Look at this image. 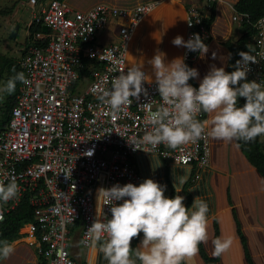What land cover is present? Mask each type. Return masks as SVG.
Listing matches in <instances>:
<instances>
[{"label": "built area", "instance_id": "1", "mask_svg": "<svg viewBox=\"0 0 264 264\" xmlns=\"http://www.w3.org/2000/svg\"><path fill=\"white\" fill-rule=\"evenodd\" d=\"M159 4L152 1L132 9L97 4L80 12L66 1H28L32 11L29 25H39L42 31L32 36L31 45L20 55L19 67L28 83L21 82L9 120L0 126V180L7 184L14 177L20 188L17 198L0 204V212L4 218L24 196L28 198L33 221L23 227L35 243L41 264H76L69 253L74 231H79L80 245L88 248L91 240L87 230L94 220L111 219L112 205L106 204L102 195L98 199V190L142 183L130 164L136 155H154L180 166L208 162L207 129L206 138L176 149L163 143L155 148L138 143L152 131L148 111H155L162 103L156 80L146 76L148 95L133 98L120 113L99 99L121 71L131 68L126 63L127 42L138 23ZM109 17L121 20L120 42L101 46L96 44V36ZM243 17L232 19L241 23ZM261 21L264 16L254 23L255 35L244 51L250 50L258 61L249 64L247 78L264 86ZM185 28V41L198 33L204 42L205 25L197 7L186 9ZM198 52L183 48L189 67ZM84 58L100 68L79 80ZM84 80L89 85L82 94H75L78 83ZM189 84L197 88L191 81ZM201 117L202 112L197 119Z\"/></svg>", "mask_w": 264, "mask_h": 264}, {"label": "clouds", "instance_id": "2", "mask_svg": "<svg viewBox=\"0 0 264 264\" xmlns=\"http://www.w3.org/2000/svg\"><path fill=\"white\" fill-rule=\"evenodd\" d=\"M172 44L191 52L199 51L201 58L209 51L198 33L187 41L177 35ZM162 54L157 52L149 61L162 103L155 111H148L146 118L152 131L146 132L138 143L153 148L163 143L176 149L206 138L209 121L197 119L201 112L215 113L209 134L214 139L248 143L264 136V86L260 82L247 81L249 64L258 62L250 50L238 53L240 59L235 62L234 71L212 66L198 88L189 84L190 79L198 78L197 69L189 67L184 57H177L169 63ZM216 55L213 52L212 58L215 59ZM142 67L121 71L112 80L111 89L104 90L99 96L100 101L109 105L114 113H120L132 104L133 98L138 100L142 93L147 96L144 83L148 80ZM17 81L28 83L20 72L9 78L0 91L13 93ZM240 98L245 100L243 106H238ZM130 144L137 149L135 143ZM165 191L166 185L153 179H145L138 186L116 184L98 190V199L102 195L106 204L112 205L111 219L106 222L95 219L87 236L93 247L98 246L107 264H193L200 244L207 243L209 238V206L196 197L192 206L186 207L184 196L177 194L168 198ZM19 193L14 177L7 184L0 180V204L17 198ZM119 201L122 203L117 204ZM141 233L140 246L133 249L131 242ZM232 244L231 238H216L213 240V255L222 256ZM14 251L13 243L0 241V259L9 258Z\"/></svg>", "mask_w": 264, "mask_h": 264}, {"label": "crops", "instance_id": "3", "mask_svg": "<svg viewBox=\"0 0 264 264\" xmlns=\"http://www.w3.org/2000/svg\"><path fill=\"white\" fill-rule=\"evenodd\" d=\"M73 9L84 12L97 4H107L112 7L132 9L135 5L159 1L148 15L138 23L134 33L126 45V63L128 67H142L150 80H156L149 61L161 52L165 54L166 62L177 57H183V48L172 44L177 36L185 38V11L197 7L205 25L204 43L208 53L201 58L198 52L190 63L191 68L198 70V78L190 79L197 88L212 66H229V51L227 44L240 36L241 28L238 21H233L236 15L233 10L238 0H64ZM26 5L27 24L26 36L31 20V8ZM18 3V4H19ZM15 5L11 16L14 15ZM238 16V15H237ZM121 20L109 17L105 27L96 36V44L107 45L120 42L118 34ZM44 30V29H43ZM109 37L104 35L106 32ZM216 52V58L212 53ZM249 79V78H248ZM215 113H205L209 121L206 129L211 133ZM208 133V131H207ZM208 134L210 154L205 165L196 163L180 166L162 160L158 156L138 154L131 159L130 164L142 182L153 179L161 185H166L165 196L173 198L179 194L185 197L184 204L191 207L194 199L199 197L209 206L208 241L200 246L206 256L213 258L216 238H231L233 244L228 252L219 257L217 264H246L243 257L241 236L246 240L250 257L254 264H264V179L253 168L237 146L236 140L226 142L214 139ZM264 151V150H263ZM183 181V183H181ZM178 191L179 193H177ZM143 233L131 242L133 249L140 246ZM10 243L15 251L7 259H0V264H39L35 243L23 235ZM255 248L261 249L260 258ZM69 253L76 264H107L98 246L84 248L80 245L79 231L74 235L69 247ZM259 258V259H258ZM193 264H204L200 254L194 258Z\"/></svg>", "mask_w": 264, "mask_h": 264}, {"label": "trees", "instance_id": "4", "mask_svg": "<svg viewBox=\"0 0 264 264\" xmlns=\"http://www.w3.org/2000/svg\"><path fill=\"white\" fill-rule=\"evenodd\" d=\"M29 0H27L28 2ZM37 2H44L46 0H36ZM64 1V0H59ZM15 7V6H14ZM13 7V9H14ZM11 8L8 11H0V14L9 15L12 13ZM234 13L238 16H244L240 23L242 33L240 36L232 42L227 44L231 57L229 58V66L227 72L234 71L235 62L238 60V53L244 51L247 46L252 42L255 35L254 23L264 16V0H238L233 6ZM209 20L203 21L204 25H208ZM206 27V26H205ZM42 31V27L39 25L31 24L28 27L29 36L25 40V47L31 45V38L36 33ZM23 52V51H22ZM22 54V53H21ZM19 60L14 59H2L0 62V78L3 75V71H6V76L3 77L7 80L17 73H20ZM82 68L79 70V80L83 78H89L91 73L98 70L100 67L92 60L82 59ZM15 69V71H13ZM21 82H16L15 91L7 95V98L1 105L2 119L0 120V126H5L9 120L10 112L15 104L16 96L19 92ZM245 103L244 98L238 100V106H243ZM205 113L202 112L201 121L205 120ZM237 146L244 154L249 164L256 169L257 173L264 179V151L263 145L257 137L254 141L245 143L243 141H236ZM33 221V209L29 205L27 197H23L20 203L12 210L4 215V218L0 221V241H8L9 243L21 236L25 235V229L23 224ZM241 245L244 261L246 264H254L250 257L249 249L246 245L245 237L241 236ZM199 254L204 264H217L219 257L210 258L205 255L203 248L199 246ZM41 264V263H39Z\"/></svg>", "mask_w": 264, "mask_h": 264}, {"label": "rangeland", "instance_id": "5", "mask_svg": "<svg viewBox=\"0 0 264 264\" xmlns=\"http://www.w3.org/2000/svg\"><path fill=\"white\" fill-rule=\"evenodd\" d=\"M20 0H0V11H8L11 8L18 4ZM24 2H27V0H23ZM28 3V2H27ZM18 14L17 17L9 15H4L0 14V62L2 59H14L18 60L20 58V55L25 47V40L27 38L26 36V24H27V10H26V5L21 6L20 3L18 6H16V10L14 12ZM18 26V29L16 31V36L14 39H9V35L11 32H13L14 28ZM106 32V31H105ZM242 33V32H241ZM240 33V34H241ZM104 35L109 37L108 33H104ZM108 42L105 43L107 45ZM1 69V67H0ZM6 76V71H3V75L0 78V89L3 88V86L6 84V81L4 80L3 77ZM248 82H251L250 79L247 78ZM89 85L88 81H80L74 90L75 94H82L84 90L87 88ZM8 93L0 91V120L2 119V111H1V105L7 98ZM208 134L209 130L207 129ZM259 141L263 145V150H264V136H259ZM257 255L261 254V249L258 250L255 248ZM258 258V259H259Z\"/></svg>", "mask_w": 264, "mask_h": 264}, {"label": "water", "instance_id": "6", "mask_svg": "<svg viewBox=\"0 0 264 264\" xmlns=\"http://www.w3.org/2000/svg\"><path fill=\"white\" fill-rule=\"evenodd\" d=\"M18 29V26H16L13 30V32H11V34L9 35V39H14L16 36V31Z\"/></svg>", "mask_w": 264, "mask_h": 264}]
</instances>
